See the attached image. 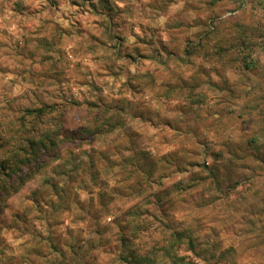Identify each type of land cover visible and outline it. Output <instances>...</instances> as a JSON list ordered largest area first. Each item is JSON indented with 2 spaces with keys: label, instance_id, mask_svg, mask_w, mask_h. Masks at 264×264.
Wrapping results in <instances>:
<instances>
[{
  "label": "rangeland",
  "instance_id": "374dc122",
  "mask_svg": "<svg viewBox=\"0 0 264 264\" xmlns=\"http://www.w3.org/2000/svg\"><path fill=\"white\" fill-rule=\"evenodd\" d=\"M211 1L184 0L169 13L179 0H0V121L43 104L63 111L70 131L103 111L122 121L65 145L59 161L0 195V264H127L119 260L130 234L124 213L135 204L134 213L150 214L129 243L135 253L160 258L171 233L185 231L202 254L184 240L175 250L184 264H251L238 236L253 256L264 254V170L237 162L251 156L264 164V145L229 140L215 149L197 141L202 152L176 145L157 155L179 134H196L194 115L234 116L243 133L250 108L264 114V14L245 13L254 0ZM159 12L168 14L162 24L152 19ZM218 44L226 48L221 54ZM254 80L259 94L237 112ZM167 84L179 92L161 95ZM157 91L165 104L127 100ZM165 166L175 167L183 186L199 178L197 186L171 191L179 179L168 183ZM48 182L67 189L63 199ZM156 196L175 200L160 208Z\"/></svg>",
  "mask_w": 264,
  "mask_h": 264
},
{
  "label": "trees",
  "instance_id": "16d2710c",
  "mask_svg": "<svg viewBox=\"0 0 264 264\" xmlns=\"http://www.w3.org/2000/svg\"><path fill=\"white\" fill-rule=\"evenodd\" d=\"M217 1L219 0H212L211 4H214ZM248 43H250V41ZM248 45L250 48V44H247L244 45L246 48L242 47V49L248 50ZM217 47L216 54H221V51L226 49L222 46V44H218ZM241 62L243 63V67L246 69H249L253 66L249 60L242 59ZM177 92H179L177 86L167 84V88H164V92H162L161 95L165 93L164 95L169 96ZM114 118L115 117L113 115L108 114V111H103L102 113H97L92 120L86 119V123H84L83 127L78 131H70L65 129L66 119L64 112L60 111L56 106L43 104L35 108L23 109L16 119H35L39 121L40 124L49 122L51 124V130H42L39 135L27 141V146L21 145V152L23 153L22 156L17 155L0 159V195H9L10 192L17 191V189L22 186L26 179L37 174L42 170L43 167L49 166L50 164L59 161L62 158V148L66 147L65 145L74 143L75 140L89 141L91 138L106 134L105 132L110 130V128L115 129L116 127L120 126L122 121L118 118ZM145 164L147 166L148 162ZM136 167L137 168L134 169L135 173H143L140 168L141 166L137 165ZM121 168H124V165ZM150 171L151 168L149 167L148 171L146 170L144 172V175L147 173V175H150L148 177L151 178V173H149ZM134 172L131 173L135 174ZM159 180L161 179H158V182ZM198 180L199 178H192L190 184L183 186L181 185V180L179 179L171 184L170 189L173 192L175 191L181 194L182 192L197 186ZM48 184L54 191L58 193L60 199L64 198V192L67 189L59 188L54 182H48ZM101 193L102 192L99 194L100 197L102 195ZM172 200L175 199H172L171 197L164 198L161 196H156L153 202H155L154 204H156L158 207L163 208L169 205ZM137 205L138 204H135L134 206L127 207L125 209L124 214L130 216V220H128V230L130 234L128 238H126V241L128 242L126 245L127 252L125 255L119 257L120 262L127 264H184V257L177 256L175 252V250L180 248L178 244L182 243L184 240L186 241L185 245L187 246L188 250L192 251L196 257L201 256L202 251H196L195 249V239L191 234L188 232L186 233L185 231H175L171 233V240L169 241V244L157 250L159 252L158 254H160L162 251L160 258H157V254L153 253L154 251H150L142 255L131 250L129 246L130 241L137 237L138 231H141L142 224L147 222L146 218L150 216L148 211L145 213H134V208ZM142 215L145 217L142 218ZM124 240L125 239L122 238L123 242ZM75 259L76 258H73V261L71 262L72 264H76V262H74L76 261Z\"/></svg>",
  "mask_w": 264,
  "mask_h": 264
},
{
  "label": "clouds",
  "instance_id": "9594fccd",
  "mask_svg": "<svg viewBox=\"0 0 264 264\" xmlns=\"http://www.w3.org/2000/svg\"><path fill=\"white\" fill-rule=\"evenodd\" d=\"M183 7L184 0H179L177 3L168 4V11L169 13L176 12ZM245 13L251 14L252 16L264 14V0H254L251 4L246 3ZM237 15H239V13H237ZM152 19H155L157 23L162 24L168 20V14L159 12ZM208 67L210 68L211 65ZM136 70L137 69L135 68L134 71ZM210 76L212 79L218 80L214 74L210 73ZM249 83L252 90L243 101H240L235 105L237 112H239L240 106L243 103L252 101V98L259 94L256 88V81L254 80ZM152 87L159 89L160 84L156 83L155 85H152ZM3 100V97H0V101ZM127 100H143L147 104H151L152 101L155 100L158 104H165V100L161 98L158 91L149 92L147 95L144 93H141L139 96L129 95ZM247 115H250L252 118V123L248 125L247 129L243 133H241L232 123V121L235 120L234 116L229 117L223 114H220V116H213L212 114H209L207 116L200 117L194 115L193 120L198 125L196 134L193 135L192 133H188L187 136H185L183 134L178 135L175 133L174 135H178V139L170 144L169 147H164L162 150L160 148L157 155L164 156L170 151H175L174 149L176 145H179L180 147L183 146L185 148H198L201 151L205 146L203 142H212L215 149L218 146H222L224 141L229 140L234 144H243L248 140H255L257 144L264 145V114H261V109L259 108L255 110L250 108ZM42 130H51V124L49 122L40 124V122L35 119L19 120L7 116L6 119L0 121V159L17 155L22 156L23 153L21 152V145L27 146V141L39 135ZM155 131L158 132L159 129H155ZM157 139H159V137H157ZM197 141L203 142L197 143ZM236 151L238 155H243V153L239 152L238 149ZM237 162L241 164L249 163L253 166H259L258 170H264V164H261L259 160H254L251 156H246L243 160H239ZM174 170V166L172 168L165 166V171L172 173V175L169 176L170 179L168 180V183H172L175 179L180 178L173 175ZM154 186L155 185H152L153 188ZM134 197L135 199L132 200L133 203L136 202V199H142V195ZM244 239L245 238L243 236H238L236 238V243L238 245L237 249H239L242 257H247L245 261H251V264H264V254L258 253L253 256L252 253L255 251V248L247 247L248 241L241 244V241H244ZM224 249L225 248L222 246L217 250V254L219 251H223ZM260 252L264 253V245H261Z\"/></svg>",
  "mask_w": 264,
  "mask_h": 264
}]
</instances>
